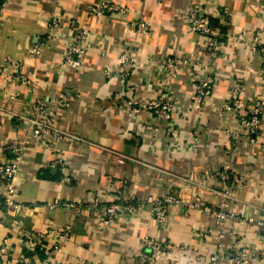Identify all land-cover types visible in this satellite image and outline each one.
Returning <instances> with one entry per match:
<instances>
[{"label":"crops","instance_id":"obj_1","mask_svg":"<svg viewBox=\"0 0 264 264\" xmlns=\"http://www.w3.org/2000/svg\"><path fill=\"white\" fill-rule=\"evenodd\" d=\"M103 1L127 12L91 15L89 8ZM193 10L221 29L218 59L212 63L216 81L200 111L184 109L195 95L196 77L210 62L208 41L189 27ZM53 21L57 28L50 34ZM138 21L148 25L146 35L137 33ZM74 29L88 33L79 70L62 67ZM126 40L133 41L135 55L124 77L127 69L118 65V57ZM263 46L264 0H7L0 14V60L19 63L33 92L26 95L0 80V140L23 147L16 199L28 205L21 215L0 209V246L9 247L3 264L22 258L39 264L52 237L36 247L38 253L27 250L24 240L53 228L71 233L58 257L62 264H207L208 256L220 250V264L241 251L252 255V264H264V246L257 240L261 229L255 224L264 220V149L236 135L237 123L222 112L235 85L245 104L264 98ZM171 59L181 62L170 85L178 111L169 122L144 111L131 114L122 102L156 98L165 85L160 66ZM60 92H69L71 101L57 111L55 128L79 140L38 145L7 112H24L27 102L54 99ZM11 93L18 101L8 100ZM3 157L0 153V162ZM225 165L245 182L228 210L253 223H227L221 243L213 219L196 210L172 207L164 225L155 223L146 205L150 196L186 194L218 205L221 197L209 189H221L220 184L205 174ZM125 201L139 203V210L104 225L103 207ZM52 202L84 208L76 215L45 207ZM93 203L98 207L89 209ZM144 237L185 250L153 257L140 250Z\"/></svg>","mask_w":264,"mask_h":264},{"label":"built area","instance_id":"obj_2","mask_svg":"<svg viewBox=\"0 0 264 264\" xmlns=\"http://www.w3.org/2000/svg\"><path fill=\"white\" fill-rule=\"evenodd\" d=\"M7 0H0V14L6 7ZM126 9L115 4L103 1L89 8V13L93 16L101 17L104 15H125ZM188 23L190 30L195 32L208 41L209 49L206 57L210 60L209 63L202 67L199 77H196L195 95L193 99L184 104V109L188 111H200L203 108L204 102L210 96L213 85L216 81L215 73L212 71V63L218 59V39L220 37V28L212 27L210 19L197 10H193L188 15ZM49 32L52 34L56 31L57 23L52 22ZM138 34L146 35L148 33V25L143 21H138L134 24ZM88 33L83 30L74 29L71 32L69 43L64 51L62 67L67 69L79 70L82 68V61L86 55L85 43ZM254 47L258 45V38H254ZM261 67L264 73V46L259 49ZM135 49L133 41H123L121 53L118 57V65L126 67L124 77L128 74V69L132 68L134 61ZM181 62L177 59L166 60L160 66V71L164 76L165 85L159 90L157 97L139 104L135 99H125L122 105L130 111L131 114L140 111L151 113L158 121L169 122L173 115L178 111L176 95L171 89V84L176 80L177 66ZM206 66V67H205ZM20 64L11 58L0 60V80H3L9 86L24 90L26 95L33 92L32 85L28 77L21 72ZM109 76V73H106ZM10 102L18 101L17 93H11L8 96ZM71 101L69 92H60L53 99L46 100L44 98L35 99L33 102H27V109L20 113L7 112L9 118L15 120L20 126L26 128L31 135L33 141L38 145H45L47 140L59 141L63 139L79 140L76 137L63 133L55 128V120L57 111L68 107ZM222 112L237 123L236 135H243L249 142H257L264 149V98H259L244 103L242 98L241 88L235 85L231 91L227 93V101L222 107ZM234 134V133H233ZM23 147L18 143L4 144L0 140V153L3 160L0 162V209H10L17 215H21L28 207L17 198V187L15 178L22 164ZM208 177L218 180L221 189H209L212 193L219 195L221 201L218 205L212 206L205 203L201 198L192 199L186 194L171 195L164 194L158 197H148L146 205L149 206L150 212L157 225L162 226L167 222L170 209L172 207L184 210H196L200 213L211 217L214 221V227L218 229L217 241L221 243L224 237V226L232 221H246L253 223L251 218L240 219L234 211L228 210V202H236L235 191L244 188L245 182L242 177L234 174L229 169V166H223L219 170L211 171L205 174V179ZM48 209L58 207L72 210L76 215L83 211L84 206L73 203H47ZM98 207L97 203H93L88 208ZM139 203L133 202H114L103 207V224L109 225L112 221L120 216L136 213L139 210ZM255 224L261 229L260 236L257 240L264 246V220L256 221ZM31 235V236H30ZM26 235L24 246L27 250L35 253L37 246H40L46 237L50 235L53 239L51 247L46 250V254L39 264H62L58 257L64 254L65 246L70 241L71 233L69 229H50L47 233H35L34 235ZM6 242L0 246V264L5 262L2 257H6L9 253ZM185 250L167 243L144 237L140 243V250L148 251L153 257L160 253L174 250ZM221 251V250H220ZM212 253L208 256L207 264H220V259L223 258L221 252ZM252 255L245 251L237 252L227 258L228 264H252ZM22 258L18 264H25Z\"/></svg>","mask_w":264,"mask_h":264},{"label":"trees","instance_id":"obj_3","mask_svg":"<svg viewBox=\"0 0 264 264\" xmlns=\"http://www.w3.org/2000/svg\"><path fill=\"white\" fill-rule=\"evenodd\" d=\"M210 22H211V25H212V27H218V25H217V23L216 22H214V21H212V20H210ZM220 36H221V29H220ZM220 39V38H219ZM40 251V248H37L36 249V252L38 253Z\"/></svg>","mask_w":264,"mask_h":264}]
</instances>
